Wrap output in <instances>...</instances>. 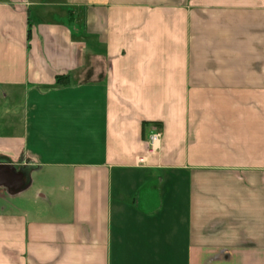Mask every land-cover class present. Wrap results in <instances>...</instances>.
I'll list each match as a JSON object with an SVG mask.
<instances>
[{
  "label": "crops",
  "instance_id": "1",
  "mask_svg": "<svg viewBox=\"0 0 264 264\" xmlns=\"http://www.w3.org/2000/svg\"><path fill=\"white\" fill-rule=\"evenodd\" d=\"M17 96L0 264H264V0H0Z\"/></svg>",
  "mask_w": 264,
  "mask_h": 264
},
{
  "label": "water",
  "instance_id": "2",
  "mask_svg": "<svg viewBox=\"0 0 264 264\" xmlns=\"http://www.w3.org/2000/svg\"><path fill=\"white\" fill-rule=\"evenodd\" d=\"M0 185L15 193L24 190L28 183L23 172H15L13 167L0 165Z\"/></svg>",
  "mask_w": 264,
  "mask_h": 264
},
{
  "label": "rangeland",
  "instance_id": "3",
  "mask_svg": "<svg viewBox=\"0 0 264 264\" xmlns=\"http://www.w3.org/2000/svg\"><path fill=\"white\" fill-rule=\"evenodd\" d=\"M21 105L22 104L20 103V97L19 96H17L15 103H11V102L10 103H6V102H3V106L0 107V116H4V114L8 110H11V112H15V113L18 112V110L21 107ZM0 165H4V166L6 165V166L11 167V168L13 167L15 169V172H21L22 171L21 169L18 168V166L17 167H14V166H12V165H10L8 163H2L1 162ZM8 191L10 193H12L9 189H8Z\"/></svg>",
  "mask_w": 264,
  "mask_h": 264
},
{
  "label": "built area",
  "instance_id": "4",
  "mask_svg": "<svg viewBox=\"0 0 264 264\" xmlns=\"http://www.w3.org/2000/svg\"><path fill=\"white\" fill-rule=\"evenodd\" d=\"M162 139V130L159 127H154L153 132L149 136L148 144L151 151L159 149Z\"/></svg>",
  "mask_w": 264,
  "mask_h": 264
},
{
  "label": "trees",
  "instance_id": "5",
  "mask_svg": "<svg viewBox=\"0 0 264 264\" xmlns=\"http://www.w3.org/2000/svg\"><path fill=\"white\" fill-rule=\"evenodd\" d=\"M67 81H68V79L65 78V77H63V76H59V77H57V84H58V85H63V84H65Z\"/></svg>",
  "mask_w": 264,
  "mask_h": 264
}]
</instances>
